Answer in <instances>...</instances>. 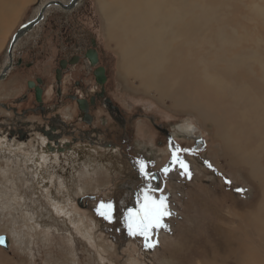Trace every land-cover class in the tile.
<instances>
[{
	"label": "rangeland",
	"instance_id": "374dc122",
	"mask_svg": "<svg viewBox=\"0 0 264 264\" xmlns=\"http://www.w3.org/2000/svg\"><path fill=\"white\" fill-rule=\"evenodd\" d=\"M7 1L13 9L16 10L17 6L19 9L8 31L5 30L8 28L6 18L0 21V25L5 26L0 31V69L13 36L37 15L38 5L48 0ZM186 1L193 15H202L208 8L220 18L218 23L201 26L200 32L189 42L181 43V40L167 35L171 48L181 44L184 54L194 58L187 67L190 74L180 84L185 88L179 93L188 101L186 110L176 108L169 100H160L155 79H145L137 71L128 74L123 71L119 48L125 38H109L105 15L98 0H82L71 11L57 10L58 7L53 6L49 9L47 22L43 24L44 35H39L41 29L35 30L20 43L19 47L26 41L28 47L17 53L25 54L26 63L37 62L32 68H26L24 63L23 68H17L9 79L0 82V125L4 126L1 127L4 131L10 125L11 131V126L20 118L29 124L31 121L30 125L37 134L27 143L10 142L9 151L21 147L24 153L31 146L38 145L39 138L44 140L38 126H44L48 119L57 118L51 111L45 114L37 112L40 104L35 100L34 91L27 88V81L46 78L43 106L49 107L56 98L51 96L56 88L55 70L59 58L56 43L62 42L60 35L57 39L52 35L59 33L65 40L76 35L83 40L88 38L85 42L80 41L87 45L92 39L96 41L101 65L107 69L108 96L126 120L124 130L119 129L114 120L109 126L102 127L100 122L105 113L96 110L98 119L94 125L101 128L102 135H96L90 143L94 147H119L127 168L112 171L116 163L109 158V151L96 146L102 155L93 153L90 158L75 160L71 170V162H68L72 161L70 152L65 155L68 158L59 155L58 166L44 170V176H60L64 189L59 187L55 178L51 186L43 181L45 188L38 191V178L28 165L24 166L23 157L18 152L10 154L6 148L0 149V236L6 235L10 240L9 250L0 246L4 264H134L133 260L138 264H168L169 259L170 264H178L179 257H188L200 238L187 239V246L177 255L176 250L184 237L203 234L215 242L218 236L214 234V227L217 226L223 228L221 233L228 228L234 231L228 244L240 248V264L249 263V258H245L249 251L241 243L246 242L264 256V240L260 239L257 230L258 224L264 220L263 200L255 195L261 178L245 180L247 169L261 171L264 180V0ZM40 41H44L41 42L44 44H41L42 55L48 52L49 56L43 65L37 66L42 55L36 56L31 49ZM130 50L136 52L138 59L145 57L135 49ZM233 70H237L239 75L228 76ZM18 75L19 82H15ZM213 80H217L216 83H211ZM196 95L198 97L194 99ZM196 105L202 106L204 111L195 108ZM234 108L235 118H231ZM21 111L31 112L27 115L30 117L21 119L14 113ZM68 112L69 109L62 112L66 124L72 118ZM77 124L81 129L86 128L81 126V121ZM227 124L235 125L238 133L229 132ZM220 125L222 130L232 135L234 147L242 153L247 151V147L253 148V155L248 160L250 165L246 169L233 164L236 156L228 152L227 144L221 138H217ZM182 129H188L191 138L182 137ZM175 131L181 137L173 139ZM65 138L73 142L70 136ZM177 147L181 149L177 155L188 165L190 178L182 174L184 170L179 165L172 164ZM139 161H144L147 170L155 175L151 186L162 189L155 195L167 196L172 212L165 218L170 230H157L153 239L158 243L154 248H146L143 237L129 235L124 218L128 209L138 207L137 196L147 183L143 177L139 182H133V175L137 169L139 171ZM89 163L94 167L87 166ZM60 164L64 165L66 174L60 169ZM165 167L170 168L167 173L162 171ZM229 180L230 184L226 182ZM206 192L212 195L205 205L200 206L199 195ZM74 196L77 200L71 205ZM52 199L66 205L72 214H63L60 221L51 205ZM102 202L113 204V219L108 220L98 214L97 209ZM212 206L218 210L217 214L212 211ZM72 223L81 225V232L76 231L78 234H91V241L77 235ZM225 250L227 248L223 247L221 255H226Z\"/></svg>",
	"mask_w": 264,
	"mask_h": 264
},
{
	"label": "bare ground",
	"instance_id": "6f19581e",
	"mask_svg": "<svg viewBox=\"0 0 264 264\" xmlns=\"http://www.w3.org/2000/svg\"><path fill=\"white\" fill-rule=\"evenodd\" d=\"M98 2L101 11L105 15V24L108 26L107 32L109 38L116 40L125 38V41H122V46L119 48L123 71H125L127 74L137 71L145 79H155L159 88V99L163 101L169 100L176 108L186 110L188 107V101L184 98H181L179 92L184 91L185 88L180 84L184 82L186 77H188L190 74L187 67L194 58L184 54V48L181 47V44L179 47L177 46L176 48H171L167 39V35H171L177 41L181 40V43L189 42V40L194 38L193 36L195 34L200 32L201 26H206L210 23H218L220 21L219 16L216 15L215 12L210 11L208 8L204 9L202 15H193V13L190 12V5L186 0H98ZM10 4L11 3H9L7 0H0V21L1 19L3 20V18H6L5 20H7L8 28L5 30L7 31L9 30L11 21L15 18V13H17V10L19 9L18 6L16 7V10L13 9ZM3 28H5V26L3 27V25H0V31H2L1 29ZM14 47H12L11 43L10 49H13ZM130 49H135L140 55H145V57H140V59H138L136 52ZM9 55L12 56L11 50H9ZM156 57H158L159 60ZM227 75L230 77H235L239 75V72L237 70H233ZM216 81L217 80H213L211 83H216ZM197 97L198 95H196L194 99ZM194 107L200 108L202 111H204V108H202L200 105H196ZM235 113L236 109L234 108L231 118H235ZM226 129L233 133L237 128L235 125L227 124ZM181 132L184 135L191 137V133L188 129H182ZM236 132L238 133V130ZM217 138H221L227 144L225 148L228 150V152L236 156L237 159H234L233 161L235 166H237L239 169H246L249 167L250 163L248 160L251 159V156L254 152L252 147H247V151L242 153L239 149L234 147L232 135L222 130L221 125L219 126ZM37 142L38 145L31 146L26 150V152L23 153L21 147H15L13 150L9 151L11 148L10 144L12 143L6 140H0V146L4 145L3 147H0V149L2 151L3 148H6L5 151H8L10 154H16L18 152L19 156L23 157L22 160L25 164L24 166L26 167L28 165L29 169L31 168L35 172V178H38L37 182H39L40 185L38 191L41 188H45L43 187V181L47 182L51 186V184L53 185V180L55 178H57V181L55 182L59 185V187L64 189L63 180L60 176L53 177L55 175L50 176L51 174L44 176V170L46 168H55V166L59 164V157L61 156H58V150L56 149V151L53 152L52 149L49 148L46 138H44L43 141H40L39 138ZM72 149L73 150L70 154L72 161H68L71 162V164L74 163L75 160H82L84 157L90 158L91 154L93 153L102 155V153L97 151L98 147L96 146H77ZM65 151L67 150L65 149ZM108 154L109 158H112L116 163V167L111 168L112 171H117L118 168H121L123 171L127 168L126 161L121 159L122 156L120 155L119 151L112 150L109 151ZM50 155L54 156V158H51ZM63 157L68 158L65 155ZM53 161H55V164H50ZM87 166L90 168L94 167L93 163H89ZM59 167L62 172L65 171L62 164H60ZM262 176L263 173L259 170L251 171L250 169H247L245 174V180L248 179L251 181L254 177L261 178V184L257 188L255 194L263 200L261 201V208L264 207V180L262 179ZM64 184L66 185V183ZM48 189L49 188H46V190ZM211 195V192H206L205 195H199L200 198L198 200L200 201V206L205 205L207 199ZM76 200L77 199L75 196L72 197L73 203L71 205H74ZM52 201L51 205L55 211V214L59 215L60 221L63 214H72L68 212V207L66 205H61L53 199ZM236 205L237 203L235 202L234 206ZM211 209L212 211H215L214 213H218V210L213 208V206ZM75 223H72L77 229L75 230V233L81 232V225L83 222H80L81 225L78 224L79 226ZM47 230H49L48 227ZM221 230H223V228L221 227L220 229V226L214 227V234L216 237L218 236L215 242H212V238L210 236L207 237L203 234L184 237L176 250L177 255L184 246H187V239L192 237L200 238H198V241L195 243L194 250H190L188 257H179L177 261L178 264H240V248L237 247V245L229 246L228 244L232 240L231 234L234 233V231L231 230V228H228L223 233H221ZM257 230L259 232L260 239L262 238L264 240V220L258 224ZM79 234L77 233V235ZM82 236H84V238L88 241H91L92 236L88 232H84ZM233 237H235V234H233ZM89 243L92 244L91 242ZM173 244L175 246V243ZM241 245L249 251V255L245 257L249 258L248 264H264V256L260 252L251 249V247L248 246L246 242L241 243ZM223 247L227 248V250H225L226 255H221ZM250 250H252V253ZM4 258L0 257V264L5 263ZM132 262L134 264H138V262L135 260ZM167 262L170 264L171 260L169 259Z\"/></svg>",
	"mask_w": 264,
	"mask_h": 264
},
{
	"label": "flooded vegetation",
	"instance_id": "af4514ba",
	"mask_svg": "<svg viewBox=\"0 0 264 264\" xmlns=\"http://www.w3.org/2000/svg\"><path fill=\"white\" fill-rule=\"evenodd\" d=\"M73 1L74 0H67V2L64 3V1H61V0H58V1L48 0L46 3H40L38 5L37 15L33 19L29 20V22L34 21L38 17L41 10L45 7L46 4H49L52 2H61L63 5L67 6ZM59 9L63 10V8L61 7H58L57 10ZM50 11L49 9L46 11L43 17V20L31 31V34L35 30L41 29L39 31V35L41 37L44 35L45 29L43 30V27H44L43 24L47 22L48 20L47 15H48V12L50 13ZM40 26L41 28H39ZM29 34L30 33H28V35ZM28 35L25 37H28ZM58 35H60V37L62 38V42L60 44L56 43L58 45L57 57L59 58L57 59V63H56L58 67L55 70L56 88H55V91L53 90L51 94V96H56V98L53 100V103L50 104L49 107L43 106V98L45 96L44 80H46V78H37V79H33L32 81H27V88L31 92L34 91L36 101H37L36 88H39L42 91V103L41 104L39 103L40 108L39 106L37 107V112L45 114L47 111H51L52 116L57 117V118H53L52 120L50 119L46 120L45 121L46 124H43L44 126H41V127L38 126V130H40L38 132H40L41 135L47 139L48 146L50 147V149H52L53 152H55L57 149L58 156L59 155L64 156L66 154H70V152L73 150L72 148H75L77 146L94 147V144L90 142H92L95 139L96 135H99V136L102 135V132L100 131L101 128L96 127L94 125L95 120L98 119L96 117V110L99 109V110L104 111L105 113L104 116L101 118V122H100V125L102 127L109 126L111 123L115 121V123L118 125V128L124 130L126 128V120L124 119L120 109L117 106H115L113 101L108 96L109 89H108L107 84L109 83V80H108L107 69L105 66L101 65L102 64L101 55L97 48L96 41L92 39L87 45L86 43L84 44L80 42V41L85 42L88 39L86 37H84V40H83L81 39V37H77L75 35V36H72V38H68V40H65V37L55 32L52 35V37L54 39H57ZM25 37L22 38L13 48V52H12L13 59H12V56L9 55V50H10L11 45H9L8 47L7 57L1 67V69L11 67V69L6 74L5 79H7L8 75H10L13 71L15 72L17 68H20V67L23 68L24 63L26 64L25 65L26 68H32L35 66L37 62V61H34V62L26 63L25 57L24 58L22 57L23 56L22 53H20L19 56L17 55V51H20L23 48L24 44L26 43L24 42L19 47L20 43L24 41ZM13 38L11 41H13ZM67 41H68V44H65V42ZM41 42H44V41H40L39 43H36V45H34L33 48L31 49L34 51L36 56H40L44 54V51H42L44 44ZM41 44H43V46ZM93 53H96L97 55L96 59H94ZM48 56H49L48 52L45 53V56L44 55L40 56L39 57L40 62L44 61V59H46ZM39 65L40 63L37 64V66ZM29 82H33L35 84L34 89L29 88L28 86ZM65 99H67L68 101H65ZM66 109L70 110V112L68 113H71V116H72L70 120L71 122H69L68 124L65 123V117L62 116V112ZM14 113L18 114V116L20 117L28 118L30 116H27V115H30L31 112L21 111V113H18V112H14ZM76 119L78 121H81V126L84 125L86 128L82 127L83 129H81V127L77 124L78 121H76ZM30 124H31V121H30ZM30 124L29 123L25 124L26 125L25 128H28V130L27 129L21 130L18 128L19 126H18V120H17L16 122H14V126H11V131L9 130L10 125H9V129H7L6 131L1 129V127L3 128L4 126L0 125V138H6L8 142H13V143L17 141L22 142V143H27V141L29 142L31 138L37 134L34 127L31 126ZM68 136L72 138L73 140L72 143L66 140L65 137H68ZM74 137L75 138L78 137L77 140L74 139ZM172 137L174 139L176 137H181V135H178L175 131V134H173ZM182 137L191 138L184 134ZM123 139H126V137H124ZM23 140H26V141L23 142ZM35 142H36V139H35ZM96 146H99V145H96ZM99 147L104 148L107 151L117 150L120 152V155L122 156V153L119 147L110 146V148H106V147H102L101 145ZM60 149H63V150L60 151ZM65 149L67 151H65ZM86 158H89V157H86ZM70 165L71 166L69 167L71 168V170H73V163ZM64 174H66L65 171H64ZM133 177H134L133 182L135 180H137L138 182L142 180V175L141 173H139L138 169H137L136 174L133 175Z\"/></svg>",
	"mask_w": 264,
	"mask_h": 264
},
{
	"label": "snow or ice",
	"instance_id": "6c2138e0",
	"mask_svg": "<svg viewBox=\"0 0 264 264\" xmlns=\"http://www.w3.org/2000/svg\"><path fill=\"white\" fill-rule=\"evenodd\" d=\"M180 151L181 149L177 147L173 152L172 164L179 165L184 170L182 174L190 178L191 173L188 171L187 163L177 155ZM138 163L139 171L147 183L142 192L137 196L138 207L128 209L124 218L129 235L143 237L145 247L154 248L158 243V241H154L153 239L157 234V230H170L165 223V218L170 217L172 212L169 208L168 197L165 195L157 197L155 195L157 191L162 192V189L151 186V181L155 179V175L147 170V164L144 161H139ZM169 170V167H165L162 171L167 173ZM226 182L231 183L230 180ZM237 191L243 192L244 189H237ZM113 211L114 206L111 202L106 204L102 202L97 209L98 214L108 220L113 219ZM0 243H3L2 239H0Z\"/></svg>",
	"mask_w": 264,
	"mask_h": 264
},
{
	"label": "water",
	"instance_id": "95a60500",
	"mask_svg": "<svg viewBox=\"0 0 264 264\" xmlns=\"http://www.w3.org/2000/svg\"><path fill=\"white\" fill-rule=\"evenodd\" d=\"M81 1L82 0H74L73 2L68 4L67 6L63 5L61 2H54V3L46 4L45 7L41 10L38 17L34 21H31V22L25 24L24 26H22L17 31V33L15 34V36L13 38L12 47H14L22 38L27 36L28 33H30L43 20V17H44V15L48 9L55 6V7H61L65 11H70V10H73L74 8H76V6H78L81 3ZM94 44H95V42H94ZM10 50H11V55H12L13 49L11 48ZM93 54H94L93 55L94 59H96L97 58L96 53H93ZM12 59H13V56H12ZM10 69H11V67L1 69V72H0V80L1 81L5 79V76ZM28 86L30 89L35 88V84L33 82H29ZM36 92H37V95H36L37 102L41 104L42 103V91L39 88H36ZM62 150L63 149H60V151H62ZM93 199L94 198L92 197L91 200H93ZM0 239L3 240V243H0V246L4 247V249L6 248V250H9L10 243H9V239L7 238V236L6 235L0 236Z\"/></svg>",
	"mask_w": 264,
	"mask_h": 264
},
{
	"label": "crops",
	"instance_id": "0c3cea01",
	"mask_svg": "<svg viewBox=\"0 0 264 264\" xmlns=\"http://www.w3.org/2000/svg\"><path fill=\"white\" fill-rule=\"evenodd\" d=\"M25 42H26V41H25ZM25 49H27V44H26V43L24 44L22 50H25ZM17 52H18V51H17ZM26 53H27V51H26ZM17 55L19 56L20 53H17ZM22 55H23L22 57H25V54L22 53ZM40 65H43V61L40 62ZM45 66H46V65H45ZM46 67H47V66H46ZM0 72H1V69H0ZM13 73H14V71H13L11 74H13ZM11 74L8 75L7 79H9V78L11 77ZM18 78H19V75H18L17 78L15 79V82H19V81H18ZM7 79L2 80V81H6ZM2 81H0V82H2ZM26 118H27V117H26ZM26 118H23V117H22L21 119H26ZM27 119H28V118H27ZM17 120H18V125L21 124V125L19 126V129L23 128V130H24V129H25V130H26V129L28 130V128H25V124L28 123L27 121H20L19 118H17ZM17 120H16V121H17ZM16 121H15V122H16ZM19 129H18V130H19Z\"/></svg>",
	"mask_w": 264,
	"mask_h": 264
}]
</instances>
